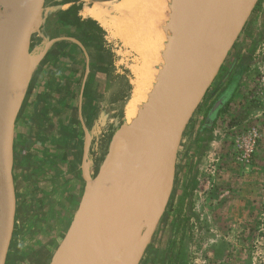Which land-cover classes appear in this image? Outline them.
<instances>
[{
    "label": "rangeland",
    "instance_id": "obj_1",
    "mask_svg": "<svg viewBox=\"0 0 264 264\" xmlns=\"http://www.w3.org/2000/svg\"><path fill=\"white\" fill-rule=\"evenodd\" d=\"M108 23L111 29L105 28L110 40L106 47L117 51L123 71L116 75L121 78L122 91L116 99L112 98L108 109L112 122L117 119L119 127L124 123L125 105L133 89L132 67L136 72L142 64L135 47L127 45L119 30ZM138 49L145 51L141 46ZM261 57L264 0L258 2L184 134L173 194L141 264H264ZM254 67L259 71L248 73ZM74 78L73 92L77 96L80 73ZM152 82L147 77L146 84ZM212 105L217 110L215 122L208 125L204 119ZM86 111L83 106L89 126L93 114L86 115ZM27 112L30 117L26 118ZM35 115L36 108L28 99L15 134L18 203L7 264H48L68 229L84 188L79 169L84 130L78 104L70 108V126L65 128V124L56 122L55 129L42 139L33 134L34 129L29 132L35 126ZM113 126L112 123L102 132L100 157L95 158V166L96 161L102 160Z\"/></svg>",
    "mask_w": 264,
    "mask_h": 264
},
{
    "label": "water",
    "instance_id": "obj_2",
    "mask_svg": "<svg viewBox=\"0 0 264 264\" xmlns=\"http://www.w3.org/2000/svg\"><path fill=\"white\" fill-rule=\"evenodd\" d=\"M259 1L185 0L161 81L134 128L135 145L128 144L123 125L117 127L113 120L96 170L93 136L83 116L90 72L85 46L70 36L43 37L47 0H0V264L8 263L17 214V120L53 46L76 42L85 52L87 67L79 107L84 188L48 264H141L173 194L184 134Z\"/></svg>",
    "mask_w": 264,
    "mask_h": 264
},
{
    "label": "crops",
    "instance_id": "obj_3",
    "mask_svg": "<svg viewBox=\"0 0 264 264\" xmlns=\"http://www.w3.org/2000/svg\"><path fill=\"white\" fill-rule=\"evenodd\" d=\"M99 1L47 0L46 17L42 26L43 37H74L85 46L88 52L90 72L82 101L84 108L88 110L86 115L93 114V122L89 127L93 136L95 158L100 157V131L103 132L113 123L108 109L111 108L112 98L118 97L122 89L121 78H117L116 75L123 72L120 70V60L115 54L117 51L106 47L110 40H108L105 26L107 24L110 26V23L106 19L100 20V15L90 12ZM86 67L85 52L76 42L64 40L53 46L35 74L27 98L31 106L36 108L37 113L35 117L32 116L35 126L31 127L29 132L34 129L33 134L38 139L45 138L47 134L50 135V132L55 129L53 125L56 122L60 125L65 124V128L70 126L72 122L70 108L77 104L80 107ZM254 71H259L258 67L251 68L248 73H254ZM79 73L80 83L76 87L79 93L76 96L73 92L76 86L74 76H78ZM46 107L51 108L47 110ZM25 116L26 118L29 116L28 112Z\"/></svg>",
    "mask_w": 264,
    "mask_h": 264
},
{
    "label": "bare ground",
    "instance_id": "obj_4",
    "mask_svg": "<svg viewBox=\"0 0 264 264\" xmlns=\"http://www.w3.org/2000/svg\"><path fill=\"white\" fill-rule=\"evenodd\" d=\"M184 5L185 0H111L97 2L90 11L100 15V20L110 21L119 30L121 39L135 47L138 61L142 64L136 72L132 67L135 79L125 105L127 113L122 126V135L131 147L137 140L134 128L143 119L145 109L161 81V70L168 63V45L179 32L177 15L182 13ZM180 19L183 17L180 16ZM105 27L111 29L109 25ZM139 46L145 51H140ZM147 77L153 81L150 85L146 84Z\"/></svg>",
    "mask_w": 264,
    "mask_h": 264
},
{
    "label": "trees",
    "instance_id": "obj_5",
    "mask_svg": "<svg viewBox=\"0 0 264 264\" xmlns=\"http://www.w3.org/2000/svg\"><path fill=\"white\" fill-rule=\"evenodd\" d=\"M228 97V95H227ZM216 109H214V106L212 105L206 112V116H205V119H204V123H207L208 125L209 124H213L215 122V114H216Z\"/></svg>",
    "mask_w": 264,
    "mask_h": 264
},
{
    "label": "flooded vegetation",
    "instance_id": "obj_6",
    "mask_svg": "<svg viewBox=\"0 0 264 264\" xmlns=\"http://www.w3.org/2000/svg\"><path fill=\"white\" fill-rule=\"evenodd\" d=\"M98 162H100V161H96V167L98 168V165H99V163Z\"/></svg>",
    "mask_w": 264,
    "mask_h": 264
}]
</instances>
